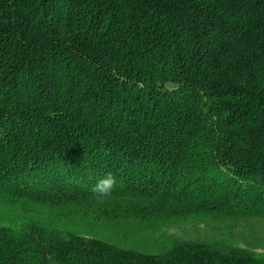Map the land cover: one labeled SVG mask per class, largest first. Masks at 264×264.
<instances>
[{
	"label": "trees",
	"instance_id": "trees-1",
	"mask_svg": "<svg viewBox=\"0 0 264 264\" xmlns=\"http://www.w3.org/2000/svg\"><path fill=\"white\" fill-rule=\"evenodd\" d=\"M254 214L264 0H0V264H264L257 246L109 237Z\"/></svg>",
	"mask_w": 264,
	"mask_h": 264
},
{
	"label": "rangeland",
	"instance_id": "rangeland-1",
	"mask_svg": "<svg viewBox=\"0 0 264 264\" xmlns=\"http://www.w3.org/2000/svg\"><path fill=\"white\" fill-rule=\"evenodd\" d=\"M74 222H69V224ZM76 223V222H75ZM128 225H125L126 227ZM122 228L112 230L109 235L112 239L120 240L124 245L139 251L156 253L161 241L157 233H168L180 240L186 241H224L239 247H259L264 252V215L249 217H202L190 224L142 230L140 228ZM160 229V230H159ZM167 231V232H158ZM118 238V239H117Z\"/></svg>",
	"mask_w": 264,
	"mask_h": 264
},
{
	"label": "clouds",
	"instance_id": "clouds-1",
	"mask_svg": "<svg viewBox=\"0 0 264 264\" xmlns=\"http://www.w3.org/2000/svg\"><path fill=\"white\" fill-rule=\"evenodd\" d=\"M117 186V181L111 173H107L104 178L98 179L92 185L91 192L98 203H103Z\"/></svg>",
	"mask_w": 264,
	"mask_h": 264
}]
</instances>
